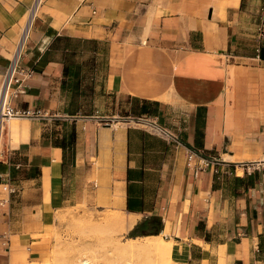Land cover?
<instances>
[{"label":"crops","instance_id":"crops-1","mask_svg":"<svg viewBox=\"0 0 264 264\" xmlns=\"http://www.w3.org/2000/svg\"><path fill=\"white\" fill-rule=\"evenodd\" d=\"M33 2L0 0V74ZM31 25L11 105L36 115L0 124V264H49L56 212L90 191L182 264H264V169L238 165L264 160V0H40Z\"/></svg>","mask_w":264,"mask_h":264},{"label":"rangeland","instance_id":"rangeland-1","mask_svg":"<svg viewBox=\"0 0 264 264\" xmlns=\"http://www.w3.org/2000/svg\"><path fill=\"white\" fill-rule=\"evenodd\" d=\"M71 194L73 198L55 214L49 264H166L153 250L130 254L121 249L127 237H133L130 226L122 228L121 210L103 205V193ZM155 232L144 229L142 234ZM171 260L169 264H182L172 256Z\"/></svg>","mask_w":264,"mask_h":264},{"label":"built area","instance_id":"built-area-1","mask_svg":"<svg viewBox=\"0 0 264 264\" xmlns=\"http://www.w3.org/2000/svg\"><path fill=\"white\" fill-rule=\"evenodd\" d=\"M39 2L40 0H34L30 7L25 21L21 26L19 36L14 44V49L8 63L4 71L0 74V124L12 118L31 117L36 115V112L14 108L11 105V100L17 98L19 94L24 93L26 81L32 76V69L22 67L20 61L24 55V47L28 38V32L31 29L32 20L35 16V9ZM134 120L148 131L161 135L167 140H173L179 143L177 135L159 124L155 119L149 116H140L136 117ZM196 154V151L189 150L187 153L188 160L191 161ZM206 164V160L201 161L197 169H201L203 165L206 166ZM217 164L220 163L215 161V165ZM238 165L245 173L249 174L254 170L264 169V160L245 161L238 163ZM213 171L214 173H218V167L215 166ZM228 172L230 174L235 173V167ZM10 191L13 192V189L11 188Z\"/></svg>","mask_w":264,"mask_h":264},{"label":"bare ground","instance_id":"bare-ground-1","mask_svg":"<svg viewBox=\"0 0 264 264\" xmlns=\"http://www.w3.org/2000/svg\"><path fill=\"white\" fill-rule=\"evenodd\" d=\"M135 222L133 217L123 219L121 222L122 228L127 229V226L132 227ZM168 224V223H166ZM169 225V224H168ZM168 227V226H167ZM167 229V228H166ZM168 230H165L167 232ZM121 249L126 253H136L138 251L153 250L157 256L166 261V264L171 260L172 240L163 238L162 234L147 235L141 237H127L126 242L121 246ZM160 260V263H162ZM165 264V263H163Z\"/></svg>","mask_w":264,"mask_h":264},{"label":"trees","instance_id":"trees-1","mask_svg":"<svg viewBox=\"0 0 264 264\" xmlns=\"http://www.w3.org/2000/svg\"><path fill=\"white\" fill-rule=\"evenodd\" d=\"M74 139H75V131H74V127L71 129V131L67 134L66 137H64L62 139V142L60 144V146L64 149L68 148V149H72L73 148V144H74ZM143 226H148L147 223L146 224H139L137 227H135L133 230H131L129 232V236H137L142 234L143 232Z\"/></svg>","mask_w":264,"mask_h":264},{"label":"water","instance_id":"water-1","mask_svg":"<svg viewBox=\"0 0 264 264\" xmlns=\"http://www.w3.org/2000/svg\"><path fill=\"white\" fill-rule=\"evenodd\" d=\"M155 234H158V231H156Z\"/></svg>","mask_w":264,"mask_h":264}]
</instances>
